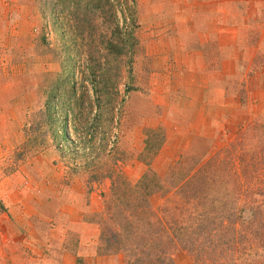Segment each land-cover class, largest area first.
<instances>
[{"label": "rangeland", "instance_id": "374dc122", "mask_svg": "<svg viewBox=\"0 0 264 264\" xmlns=\"http://www.w3.org/2000/svg\"><path fill=\"white\" fill-rule=\"evenodd\" d=\"M180 1L0 0V264H99L94 256L106 255L115 256L105 264H128L106 253L101 230L118 229L125 214L115 212L145 198L187 236L169 248L172 264H264V0H198L195 33L222 26L235 36L213 41L219 82L202 95L200 120L172 56L191 41L181 36ZM205 2L220 13L216 24ZM118 27L133 35L121 57L106 45ZM230 41L238 50L223 66ZM91 57L107 69L102 105ZM179 129L184 139L171 145ZM144 176L151 189L128 197ZM87 222L99 239L80 247L69 237L67 258L54 234Z\"/></svg>", "mask_w": 264, "mask_h": 264}, {"label": "trees", "instance_id": "16d2710c", "mask_svg": "<svg viewBox=\"0 0 264 264\" xmlns=\"http://www.w3.org/2000/svg\"><path fill=\"white\" fill-rule=\"evenodd\" d=\"M132 36L133 35L130 34L125 36V33L118 27V39H111L108 41L106 44L108 47L107 49L113 51L116 57H121L131 49L133 45V43H131ZM106 55H108V53ZM96 64L97 60L91 57L88 67L89 78L90 82L93 84L97 104L99 103L102 105L101 98H103L102 95L107 88H103L100 82L105 75L107 76V69H103L101 66L97 67ZM97 83L99 85H97ZM73 88L72 94L75 95L76 86L73 85ZM107 103L111 104V100H107L106 103L104 102V106H106ZM64 105L66 106V115L67 113H75L71 101L69 103L65 102ZM67 106L69 108H67ZM48 107L49 112H47L48 115H46L48 122L52 123L57 121L55 112L58 107L55 106L54 110H52L51 103L48 104ZM74 126L77 130V125L75 124ZM152 178L154 179L155 177ZM148 182H150V178L144 176L143 180L130 187L127 193L128 197L132 198L136 193H142L143 189H147V191L151 189ZM184 183L186 184V182ZM147 194H149V192ZM148 203L149 201L147 198H145L141 204L127 203L128 205H126L125 209L122 208L121 211L115 212L117 214H125L119 228L111 229L109 235L102 229L100 239L103 241L106 237V244L104 246L106 253L122 252L128 264H172L173 259L172 254L168 252L169 248H171L172 243L175 244L179 241H184V239L187 240V236L182 226L174 227L172 224L170 227L166 226L158 213H155L154 210L149 208Z\"/></svg>", "mask_w": 264, "mask_h": 264}, {"label": "crops", "instance_id": "0c3cea01", "mask_svg": "<svg viewBox=\"0 0 264 264\" xmlns=\"http://www.w3.org/2000/svg\"><path fill=\"white\" fill-rule=\"evenodd\" d=\"M199 1L198 0H184V1L179 2L181 4V7H184V12L181 15V19L183 20L182 24L183 26H185L184 28L185 30L181 32V36L182 38H184V36L187 38H190L191 41L185 43L184 46H181L180 49L178 48L172 53V56L174 57L176 61L174 64L175 70L181 72L184 77V78L182 77L184 81L182 88L184 89L186 88V90L184 91L186 95L185 99H187L189 102H192L191 105H193L194 108L191 114H192V117L195 116L198 120L204 119L205 118L204 114L206 112L205 108H203L206 104L203 105L201 103L202 95H205V93H207L206 92L207 87H210V86L215 87V84L214 83L212 84L211 82H217V83L219 82L218 78L215 76V73H217V71L219 70V68H216L218 67L219 58H218V54L214 52L215 45H213V41H218V39L223 40V39H228V38H231V40L235 39V36L232 35L230 37L227 33V30L225 28L222 29V26H220L219 28L217 27V29H214V30L210 29L208 32L195 33L193 29V24L198 23L199 18H202V16L200 15L201 11H199L200 8H198V5L201 4L202 2L199 3ZM205 4H209V3L205 2ZM209 7H210L209 15H211V17L213 15V19L211 18V20L212 21L214 20L213 23L216 24L219 20L218 14L220 15V13L218 12L217 8H215L214 11H212L210 4H209ZM223 20L225 21L224 18H222V21ZM222 21H220V23H222ZM224 21L223 23H225ZM203 41H206V42L204 43ZM232 42L233 41H230L228 44V46L233 47L232 52L229 56L225 54L227 55V57L225 56L226 58L222 60L223 66H226L229 63V61L234 63L235 56L233 53H234V50L237 51L238 48L236 46V49H235L234 48L235 46L232 45ZM222 48H225V47H222ZM233 57H234V60H232ZM170 62L171 61L169 60V65H171ZM214 64L216 65V67L213 66ZM172 93L173 92L171 91V95ZM190 96L192 97L195 96L193 97L194 99L192 101H191ZM206 96L207 95H205L204 97ZM168 99H170L169 104H171V102H173L172 98H168ZM173 109L174 111L171 113V115H173V113H176V111L178 110L176 107H173ZM159 124L155 123L152 126L155 127V126H158ZM188 130L189 128L185 129V131H188ZM170 132L175 133V139H176V141H173L175 143H172L171 145L177 144L178 141L182 142V139L184 138H181V136H183V134L186 133V132H183L181 129H179V131L170 130ZM171 137L173 138V135L170 133V135L167 136V142L171 140ZM91 227H92V224H89V222H87L85 224L81 223V227H78V228L64 229V231H62L61 229L60 230L62 232L61 235L59 231L54 234L55 239L53 240V243H60L64 245L62 247L64 248L67 247L68 249H72L71 243H69V240H70L69 237L73 235H77V237L79 238V246L83 247L84 245L88 243L91 235L99 239V232H97V230L94 227L91 229ZM46 232H47V236L50 235L49 231H46ZM49 241H51V239H49ZM46 243L47 242H45V244ZM49 245H52V241ZM67 248H65V252H64L65 256L67 258L69 256L72 258L73 250H66ZM81 251H83V249ZM80 254H83V253L80 252ZM80 254L78 253V255ZM114 256L115 255H106L102 257L94 256V260L95 262L99 264H105V262L107 263L109 260L113 259ZM50 258H52V256Z\"/></svg>", "mask_w": 264, "mask_h": 264}]
</instances>
